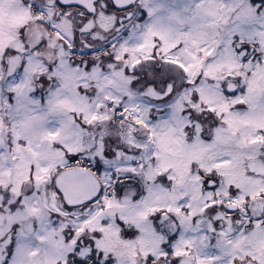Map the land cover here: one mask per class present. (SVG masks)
I'll return each instance as SVG.
<instances>
[{"label": "snow or ice", "instance_id": "6c2138e0", "mask_svg": "<svg viewBox=\"0 0 264 264\" xmlns=\"http://www.w3.org/2000/svg\"><path fill=\"white\" fill-rule=\"evenodd\" d=\"M0 264H264V0H0Z\"/></svg>", "mask_w": 264, "mask_h": 264}]
</instances>
